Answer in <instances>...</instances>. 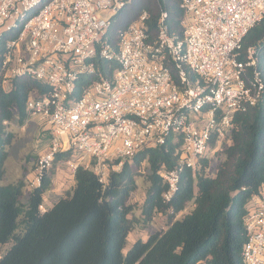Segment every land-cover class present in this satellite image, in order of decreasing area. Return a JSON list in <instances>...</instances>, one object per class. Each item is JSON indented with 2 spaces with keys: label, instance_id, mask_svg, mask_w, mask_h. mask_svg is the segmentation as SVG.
Here are the masks:
<instances>
[{
  "label": "built area",
  "instance_id": "2783aa9c",
  "mask_svg": "<svg viewBox=\"0 0 264 264\" xmlns=\"http://www.w3.org/2000/svg\"><path fill=\"white\" fill-rule=\"evenodd\" d=\"M131 1L0 0L3 86L26 75L49 87L26 102L27 117L44 119L51 136L32 186L60 150L72 149V173L84 166L106 180L144 146L170 138L177 162L159 172L168 199L180 173L222 153L234 115L261 99V47L242 42L264 18V0H182V37L168 31L163 11L152 39L143 12L114 45L112 16ZM100 59L117 63L110 78L98 74ZM95 74L77 94L80 78ZM246 209L242 261L264 264V182Z\"/></svg>",
  "mask_w": 264,
  "mask_h": 264
},
{
  "label": "trees",
  "instance_id": "16d2710c",
  "mask_svg": "<svg viewBox=\"0 0 264 264\" xmlns=\"http://www.w3.org/2000/svg\"><path fill=\"white\" fill-rule=\"evenodd\" d=\"M182 0H132L112 16L108 38L115 45L120 31L147 13L144 25L152 39L164 11L171 34L182 37ZM243 47H261L259 69L264 81V18L245 35ZM0 50V264H243L247 203L264 182V90L258 103L233 118L230 144L222 153L201 159L194 169H184L168 199L159 172L171 169L178 158V144L144 146L106 180L84 166L73 172V185L51 205L41 209L51 188L53 169L46 170L39 185L24 193L25 182L1 183L7 146L13 133L7 125L27 118L26 102L48 93V85L26 75L4 87ZM97 72L110 78L114 60L97 61ZM97 74L81 77L77 94ZM51 139V136H50ZM72 149L60 150L52 164L72 157ZM145 169L147 188L139 205L128 202L137 189V176ZM50 172L48 173V171ZM191 208L182 213L188 205ZM132 215V216H131ZM157 215H165L167 227L136 238L127 237L140 224L146 228Z\"/></svg>",
  "mask_w": 264,
  "mask_h": 264
},
{
  "label": "rangeland",
  "instance_id": "374dc122",
  "mask_svg": "<svg viewBox=\"0 0 264 264\" xmlns=\"http://www.w3.org/2000/svg\"><path fill=\"white\" fill-rule=\"evenodd\" d=\"M7 131L12 132L13 137L11 144L7 146V157L4 162V175L1 183L23 179L25 182L24 193L26 196L27 192L33 187L32 185L37 177L38 159L50 147L49 126L44 119L38 116L27 117L23 122H20L16 116L7 124ZM66 139L67 136L64 135L61 140ZM50 169H53L51 188L43 197L41 209L51 205L54 200L66 190H69L73 185V173L63 159L57 160L52 164ZM145 173V169H140L139 175L137 176V189L128 199L129 203L136 204L132 215L137 218L140 217L139 205L144 199L148 186ZM190 208L191 205L189 204L177 217L187 212ZM167 224L168 219L165 215H157L146 228H143L140 224H136L135 228L127 237V247L136 238L145 239L149 232L164 230Z\"/></svg>",
  "mask_w": 264,
  "mask_h": 264
},
{
  "label": "crops",
  "instance_id": "0c3cea01",
  "mask_svg": "<svg viewBox=\"0 0 264 264\" xmlns=\"http://www.w3.org/2000/svg\"><path fill=\"white\" fill-rule=\"evenodd\" d=\"M72 176H73V174H72Z\"/></svg>",
  "mask_w": 264,
  "mask_h": 264
}]
</instances>
